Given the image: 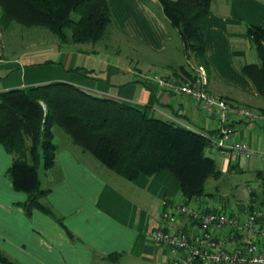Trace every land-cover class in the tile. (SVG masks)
Segmentation results:
<instances>
[{
  "label": "crops",
  "instance_id": "0c3cea01",
  "mask_svg": "<svg viewBox=\"0 0 264 264\" xmlns=\"http://www.w3.org/2000/svg\"><path fill=\"white\" fill-rule=\"evenodd\" d=\"M105 1L112 22L110 33L125 44L137 45L134 63H123L108 51L89 45L54 39L5 55L0 61V91L50 81L71 82L97 95L137 107L147 105L156 116L215 135L218 124L214 118L195 101L160 88L153 79L158 75L180 81L182 66L198 74L197 65L186 59L176 30L160 14L157 0ZM248 25L264 28V0L211 1L209 14L200 21L209 64L206 89L232 103L263 111L264 100L240 70L256 61L245 36ZM72 68H84L89 75L69 72ZM231 125L240 140L264 151L262 125L235 119ZM58 140L61 145L57 144L53 166L38 177L41 187L48 189L43 202L62 218L64 227L36 210L29 216L23 214L16 203L25 195L14 191L4 175L11 157L0 147V251L17 264H172L176 252L152 242L148 234L167 225L162 220L164 210L184 202L173 175L163 170L153 177L141 175L126 181L83 152L67 135H58ZM208 154L222 173L255 170L264 189V161L227 162L215 150ZM254 196L249 189L247 201L238 210ZM173 224L190 229L185 217ZM224 238L233 248L244 235L233 233Z\"/></svg>",
  "mask_w": 264,
  "mask_h": 264
},
{
  "label": "trees",
  "instance_id": "16d2710c",
  "mask_svg": "<svg viewBox=\"0 0 264 264\" xmlns=\"http://www.w3.org/2000/svg\"><path fill=\"white\" fill-rule=\"evenodd\" d=\"M211 1L157 0L160 14L177 32L186 59L205 72L209 64L200 21L209 14ZM111 24L105 0H0L1 27L44 29L59 43L95 48L111 35ZM245 36L256 61L240 70L264 100V28L248 25ZM181 70L182 80L193 81L197 75L183 66ZM68 71L89 75L84 68ZM54 127L126 181L170 172L185 203L200 201L207 181L223 174L207 153L208 135L156 116L147 105L137 107L66 81L0 91V147L11 157L4 175L14 191L25 195L16 205L25 216L36 210L63 227L62 218L43 202L48 189L41 187L38 177L39 164L46 170L55 162ZM0 263L17 264L1 251Z\"/></svg>",
  "mask_w": 264,
  "mask_h": 264
},
{
  "label": "built area",
  "instance_id": "2783aa9c",
  "mask_svg": "<svg viewBox=\"0 0 264 264\" xmlns=\"http://www.w3.org/2000/svg\"><path fill=\"white\" fill-rule=\"evenodd\" d=\"M157 85L195 101L199 109L218 124L215 135L208 136L207 153L217 151L227 162L231 160L264 161V151L256 150L238 138L231 120H244L264 127V111L232 103L207 91L205 70L199 66L193 81H173L154 76ZM251 191V189H250ZM180 217L190 222V229L173 223ZM164 227L150 230L149 239L171 248L177 256L172 264H264V207L255 196L248 205L227 213L221 209L202 206L198 201L172 204L162 212ZM244 235L241 243L230 248L224 236Z\"/></svg>",
  "mask_w": 264,
  "mask_h": 264
},
{
  "label": "rangeland",
  "instance_id": "374dc122",
  "mask_svg": "<svg viewBox=\"0 0 264 264\" xmlns=\"http://www.w3.org/2000/svg\"><path fill=\"white\" fill-rule=\"evenodd\" d=\"M116 37L108 33L107 37L98 41L95 45L97 50H105L112 54L113 58L118 57L123 63H134L136 59L137 45L115 39ZM56 39L44 29H25L16 25L7 27L0 26V61L5 55H14L29 45L40 42L53 41ZM158 76V75H154ZM161 77V76H160ZM54 142L60 147L58 135L65 133L58 127L53 128ZM41 165L38 166V174L42 175ZM255 170L244 172H226L217 179H209L205 185L206 195L200 200L202 206L221 209L227 213H236L240 206H243L248 199V190L255 192V199L258 205L264 207V189Z\"/></svg>",
  "mask_w": 264,
  "mask_h": 264
}]
</instances>
